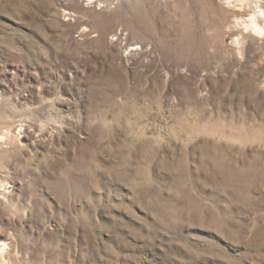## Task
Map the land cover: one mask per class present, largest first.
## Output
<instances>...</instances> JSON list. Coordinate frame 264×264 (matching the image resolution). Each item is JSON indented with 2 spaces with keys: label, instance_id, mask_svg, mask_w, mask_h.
Listing matches in <instances>:
<instances>
[{
  "label": "rangeland",
  "instance_id": "rangeland-1",
  "mask_svg": "<svg viewBox=\"0 0 264 264\" xmlns=\"http://www.w3.org/2000/svg\"><path fill=\"white\" fill-rule=\"evenodd\" d=\"M253 20L264 0H0V264H264Z\"/></svg>",
  "mask_w": 264,
  "mask_h": 264
},
{
  "label": "bare ground",
  "instance_id": "bare-ground-1",
  "mask_svg": "<svg viewBox=\"0 0 264 264\" xmlns=\"http://www.w3.org/2000/svg\"><path fill=\"white\" fill-rule=\"evenodd\" d=\"M90 1H92V2H94L95 0H90ZM98 1H100V0H98ZM103 1V0H102ZM104 1H106V0H104ZM225 1H227V0H225ZM249 29H251L252 31H253V33H256V34H258V35H263L264 34V28L262 27V26H260L259 24H258V22L257 21H255V20H253L251 23H250V25H246L245 26V31H248ZM143 45V44H142ZM240 47V46H239ZM1 243V242H0ZM7 242H4V244H0V250H1V252H4L5 251V246H7Z\"/></svg>",
  "mask_w": 264,
  "mask_h": 264
}]
</instances>
